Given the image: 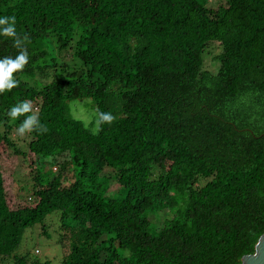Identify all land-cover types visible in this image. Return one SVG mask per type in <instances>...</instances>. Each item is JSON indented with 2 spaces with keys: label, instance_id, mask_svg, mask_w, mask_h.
Segmentation results:
<instances>
[{
  "label": "trees",
  "instance_id": "1",
  "mask_svg": "<svg viewBox=\"0 0 264 264\" xmlns=\"http://www.w3.org/2000/svg\"><path fill=\"white\" fill-rule=\"evenodd\" d=\"M0 16L16 17L29 54L17 86L0 94V264H51L15 252L35 225L49 236L55 213L69 249L61 264H242L255 253L264 0H0ZM18 53L0 37V59ZM24 100L32 111L12 121ZM84 100L90 125L70 111ZM27 115L46 131L26 132L23 151L13 134ZM6 153L32 168L23 208L9 201ZM49 157L62 164L56 174L41 169Z\"/></svg>",
  "mask_w": 264,
  "mask_h": 264
},
{
  "label": "rangeland",
  "instance_id": "2",
  "mask_svg": "<svg viewBox=\"0 0 264 264\" xmlns=\"http://www.w3.org/2000/svg\"><path fill=\"white\" fill-rule=\"evenodd\" d=\"M228 0H208V5L211 7H217L221 3H226ZM215 50L214 52H217ZM206 67L215 72L218 68V62L211 61V56L209 54L206 55ZM90 101H74L70 104L71 115L76 118L84 121L87 125H90L91 122L95 118V110L91 106ZM41 112V108H35L34 112ZM18 130V129H17ZM13 137L16 141H20L19 145L23 151H27L26 141L28 140V136L26 133L21 136L18 131L13 134ZM12 153L13 150H12ZM9 155L8 157H1L2 166L5 172L6 178V186L10 192V204L13 209L23 208L21 203H24L27 198L32 195L34 184L31 175V169L26 159V155L23 154L21 158H14V155L11 156V153H6ZM58 159V158H57ZM55 158H46L43 163L41 169L44 170L45 173L56 174L54 172L58 167L60 170L62 164L57 161ZM14 160V162H13ZM14 169H16L14 171ZM14 171V172H13ZM31 175V176H30ZM115 190L110 189L109 194L115 193ZM20 205V206H19ZM61 215L58 213L52 214L46 218V223L49 228L50 235L44 236L42 234V225H35L25 231L20 239V246L16 250L15 254H20L22 256L28 255L31 258L38 261H46L49 260L51 264H61L65 257L69 254V249L63 248V244L59 242L60 226H61ZM71 218V217H69ZM67 224H70V221L66 220ZM73 238V245L80 244L81 239ZM71 237L69 238V245L71 244ZM11 247V245H8Z\"/></svg>",
  "mask_w": 264,
  "mask_h": 264
},
{
  "label": "clouds",
  "instance_id": "3",
  "mask_svg": "<svg viewBox=\"0 0 264 264\" xmlns=\"http://www.w3.org/2000/svg\"><path fill=\"white\" fill-rule=\"evenodd\" d=\"M0 37L13 38V45L19 49L18 55L14 58L12 56H5L0 59V94L11 91L17 86V80L14 78V73L22 71L29 62V54L27 48L24 47L25 41L17 36L16 32V17L15 16H0ZM32 111V104L30 101L24 100L12 106L7 115L15 121L21 116ZM100 119L104 122L111 123L113 116L110 113H100ZM99 123L97 121L96 131H99ZM35 130L39 132L46 131V129L39 124L36 115H27L20 124L18 132L23 136L26 132Z\"/></svg>",
  "mask_w": 264,
  "mask_h": 264
},
{
  "label": "water",
  "instance_id": "4",
  "mask_svg": "<svg viewBox=\"0 0 264 264\" xmlns=\"http://www.w3.org/2000/svg\"><path fill=\"white\" fill-rule=\"evenodd\" d=\"M242 264H264V235L259 239L255 253L244 256Z\"/></svg>",
  "mask_w": 264,
  "mask_h": 264
}]
</instances>
